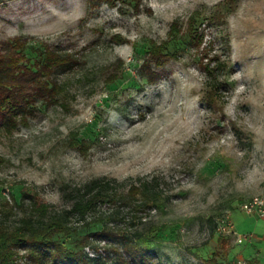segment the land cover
<instances>
[{
  "label": "rangeland",
  "instance_id": "rangeland-1",
  "mask_svg": "<svg viewBox=\"0 0 264 264\" xmlns=\"http://www.w3.org/2000/svg\"><path fill=\"white\" fill-rule=\"evenodd\" d=\"M13 38L28 64L44 48L68 56L56 102L36 97L9 128L0 116V221L17 224L29 195L67 209L71 188L105 177L116 196L86 225L68 214L52 236L65 248L93 264H135V251L148 264H233L247 238L218 221L229 212L243 233L239 204L264 190V0H3L0 48ZM150 177L158 205L127 196ZM13 258L50 264L21 246Z\"/></svg>",
  "mask_w": 264,
  "mask_h": 264
},
{
  "label": "trees",
  "instance_id": "trees-1",
  "mask_svg": "<svg viewBox=\"0 0 264 264\" xmlns=\"http://www.w3.org/2000/svg\"><path fill=\"white\" fill-rule=\"evenodd\" d=\"M104 1L113 4L115 0ZM198 37L200 43L201 34H198ZM25 43L26 40L13 38L6 46L1 45L0 48V116L6 128L13 125L12 119L24 116L25 110L30 103L36 101V97L40 96L45 103L56 102V95L62 87L56 74L62 65L67 64L68 55L62 58L44 48L37 62L28 64L22 50ZM162 49L163 45H153L148 54L149 61L160 64V55L165 54ZM213 88L215 89L216 85L209 82V91ZM212 99L208 94L207 100L211 102ZM156 187L154 177L140 179L136 184L128 186L126 194L141 204L151 202L158 205L159 194L155 191ZM69 193L71 202L67 209L51 212L48 203L29 195V213L23 215L17 224L7 227L0 221V264H13L10 260L14 259V249L17 246L24 247L36 263H40L41 259H49L50 264H58L59 261L68 264H93L96 261L95 257L87 256L82 250L65 248L52 236L56 231L69 228L66 226L68 214L76 215L78 219L84 220L82 223L86 225L85 217L95 210L96 203L113 201L116 194L110 190L109 180L105 177H94L81 186L71 188ZM111 213L117 214L118 211ZM94 219L102 221L100 230L95 234L106 235L103 232L108 228L107 221L99 217ZM82 243L84 245L85 241ZM122 243L126 247L129 240L124 239ZM138 245L137 242L131 244L136 249ZM133 258L137 261L135 264H148L147 259L137 251L134 252Z\"/></svg>",
  "mask_w": 264,
  "mask_h": 264
},
{
  "label": "crops",
  "instance_id": "crops-1",
  "mask_svg": "<svg viewBox=\"0 0 264 264\" xmlns=\"http://www.w3.org/2000/svg\"><path fill=\"white\" fill-rule=\"evenodd\" d=\"M244 215L249 228L245 227L241 233L246 235L247 240L237 252V258L245 260L246 264H264V216Z\"/></svg>",
  "mask_w": 264,
  "mask_h": 264
},
{
  "label": "built area",
  "instance_id": "built-area-1",
  "mask_svg": "<svg viewBox=\"0 0 264 264\" xmlns=\"http://www.w3.org/2000/svg\"><path fill=\"white\" fill-rule=\"evenodd\" d=\"M239 208L245 214L264 216V192L251 195L239 204ZM217 230L224 235L234 237V240L241 243L245 238V234L237 233L234 229L229 212L223 214L217 224ZM233 264H245L244 260L236 259Z\"/></svg>",
  "mask_w": 264,
  "mask_h": 264
}]
</instances>
